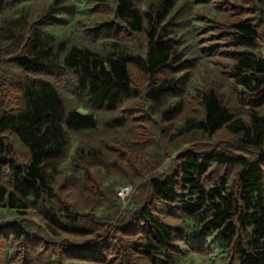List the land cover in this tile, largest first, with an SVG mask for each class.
Returning a JSON list of instances; mask_svg holds the SVG:
<instances>
[{
  "label": "trees",
  "instance_id": "16d2710c",
  "mask_svg": "<svg viewBox=\"0 0 264 264\" xmlns=\"http://www.w3.org/2000/svg\"><path fill=\"white\" fill-rule=\"evenodd\" d=\"M263 53L264 0H0V264H264Z\"/></svg>",
  "mask_w": 264,
  "mask_h": 264
},
{
  "label": "built area",
  "instance_id": "2783aa9c",
  "mask_svg": "<svg viewBox=\"0 0 264 264\" xmlns=\"http://www.w3.org/2000/svg\"><path fill=\"white\" fill-rule=\"evenodd\" d=\"M131 191V187L129 186H124V187H120L119 188V191H118V194L121 196V197H125L126 195H128Z\"/></svg>",
  "mask_w": 264,
  "mask_h": 264
},
{
  "label": "rangeland",
  "instance_id": "374dc122",
  "mask_svg": "<svg viewBox=\"0 0 264 264\" xmlns=\"http://www.w3.org/2000/svg\"><path fill=\"white\" fill-rule=\"evenodd\" d=\"M118 191H119V188H118V190H117V195H118L120 198H122V200H125V198L127 197V195H126L125 197H121V196L118 194Z\"/></svg>",
  "mask_w": 264,
  "mask_h": 264
},
{
  "label": "water",
  "instance_id": "95a60500",
  "mask_svg": "<svg viewBox=\"0 0 264 264\" xmlns=\"http://www.w3.org/2000/svg\"><path fill=\"white\" fill-rule=\"evenodd\" d=\"M263 55H264V53H263Z\"/></svg>",
  "mask_w": 264,
  "mask_h": 264
}]
</instances>
